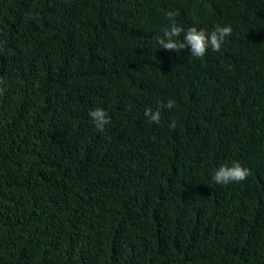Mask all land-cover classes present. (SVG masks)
Segmentation results:
<instances>
[{
  "label": "trees",
  "instance_id": "1",
  "mask_svg": "<svg viewBox=\"0 0 264 264\" xmlns=\"http://www.w3.org/2000/svg\"><path fill=\"white\" fill-rule=\"evenodd\" d=\"M0 264H264V0H0Z\"/></svg>",
  "mask_w": 264,
  "mask_h": 264
},
{
  "label": "clouds",
  "instance_id": "2",
  "mask_svg": "<svg viewBox=\"0 0 264 264\" xmlns=\"http://www.w3.org/2000/svg\"><path fill=\"white\" fill-rule=\"evenodd\" d=\"M176 13L168 12L167 17L172 22L169 28L163 32V36L158 38V44L165 50L180 52L186 46L190 47L192 56L203 58L207 51L219 52L226 39L232 35L233 28L231 25H217L211 33H205L203 29L197 30L196 27H189L187 31L179 26L175 20ZM184 32L183 40L176 39ZM169 109L173 107L171 101L166 105ZM145 116L151 121L159 123V112H152L151 109L145 110ZM97 131L102 132L110 120L108 114L101 108L93 109L89 112ZM175 127V121L170 125ZM251 174L250 169L242 167L239 162H234L231 166H221L215 171L213 180L217 184L227 185L230 182H239L245 180Z\"/></svg>",
  "mask_w": 264,
  "mask_h": 264
}]
</instances>
